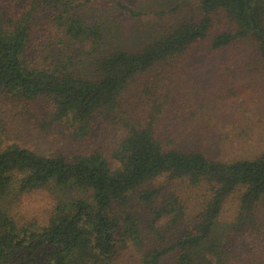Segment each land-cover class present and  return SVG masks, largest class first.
<instances>
[{
	"label": "trees",
	"instance_id": "16d2710c",
	"mask_svg": "<svg viewBox=\"0 0 264 264\" xmlns=\"http://www.w3.org/2000/svg\"><path fill=\"white\" fill-rule=\"evenodd\" d=\"M91 1L0 0V264H264V150H209L213 113L185 111L174 87L197 68L264 70V0H196L182 17L184 0L135 48L107 41ZM48 43L60 57L41 61ZM43 98L40 134L72 153L15 139L8 100ZM230 123L264 140L263 117ZM51 186L80 192L28 213Z\"/></svg>",
	"mask_w": 264,
	"mask_h": 264
},
{
	"label": "rangeland",
	"instance_id": "374dc122",
	"mask_svg": "<svg viewBox=\"0 0 264 264\" xmlns=\"http://www.w3.org/2000/svg\"><path fill=\"white\" fill-rule=\"evenodd\" d=\"M183 1L125 0L130 6H135L134 12L136 14H132L129 10L122 9L113 2L92 0L89 4L91 12L86 13L84 11V13L90 18L94 16L103 17L102 20L107 24V41L110 44L135 48L141 47L148 40L150 34L156 30L157 25L164 27L165 24L171 22L177 4H182ZM181 10L182 17L185 14L189 16L194 11H198L197 1L185 0ZM159 12L164 13L160 16L161 13L159 14ZM224 27H229V25ZM43 37L44 35L40 39L45 43L47 39ZM49 43L47 44L49 48L40 58L41 61L48 54L53 61L60 57L59 53L53 52L56 44L51 45ZM38 47L40 52L43 46L38 44ZM184 79L178 81L174 86L178 92L177 96L179 103L182 104L181 107H184L186 111V106L196 109L204 104V107H200L199 112L202 113L207 108L208 112L213 113L212 121L214 124L210 127L212 139L206 146L209 150L230 157L239 153H242L243 157L264 150V140L261 137L242 141L237 137L235 128L230 123L233 118L240 120L246 119L247 116L255 120L259 116L264 118V70L252 72L246 76L242 74V71L233 73L232 71L208 70V72L200 73L197 68L193 70L191 76L186 78L187 82ZM1 99L4 100L5 98L1 97ZM8 103V106L5 105V109L13 118L11 123L15 126V139L41 151L54 147V142H57L58 150L72 153L74 147L66 143L63 136L60 138L61 141H57L58 138L53 139L51 135L42 137L40 134L43 122L52 115L51 105L50 102L47 104V98H43L41 102H36L35 105L23 102L19 106H15L11 100H8ZM16 126L19 127L18 130H16ZM106 134L103 132L96 139H101L103 136L107 137ZM109 139L113 140L112 133L109 134ZM41 191L26 199L29 206L34 202L27 212L35 216L43 208L51 211L58 200L73 198L80 192L76 188L60 189L54 186ZM235 205H237V201L232 197L227 203L229 213L233 211Z\"/></svg>",
	"mask_w": 264,
	"mask_h": 264
}]
</instances>
